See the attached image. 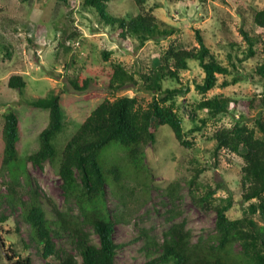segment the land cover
<instances>
[{
    "label": "rangeland",
    "instance_id": "374dc122",
    "mask_svg": "<svg viewBox=\"0 0 264 264\" xmlns=\"http://www.w3.org/2000/svg\"><path fill=\"white\" fill-rule=\"evenodd\" d=\"M263 7L264 0H148L143 8L152 9L162 25L174 27L176 32L164 39L148 40L137 48L134 39H120L116 30L103 24L93 9L83 5V0H0V264H14L18 258L27 256L33 264L46 262L35 241L31 240L18 200H28L30 190L36 189L41 199L51 198L60 209L65 208L57 171L58 159L65 141L94 107L103 99L112 100L125 95L136 97L143 107L151 101L152 96L138 90L134 83L110 90L106 72L112 63H120L130 71L138 67L145 71L151 60L171 43L187 49L197 46V29L221 63L228 65L232 61L249 77L255 65L264 59V29L253 24L251 13L252 9ZM108 11L118 16L138 13L133 0H112L108 3ZM240 29L256 39L255 55L242 62L239 58L243 57L247 43ZM104 51L109 52L107 58ZM188 65V69L179 73L181 84L170 80L163 83V87L183 85L185 93L178 96L176 104L185 130L192 127L188 114L203 98L217 94L240 98L264 94V80L252 75L202 95L196 91L195 85L201 82L204 73L197 62L189 61ZM16 74L22 75L26 82L22 94L7 84L9 77ZM85 77H90L91 83L87 90L78 91L72 81L77 79L81 84ZM224 78L218 75V82ZM51 91L60 94L64 126L54 140L57 159L36 166L25 159L38 148V134L48 122V110L32 107L28 102L45 97ZM257 103L256 100V106ZM10 110L17 115L19 122L17 165L22 169L16 175L2 166L3 115ZM236 110L235 117L244 112L247 120L257 113V107L248 112L244 106ZM196 113L198 117L207 116L204 110ZM232 122L231 116L208 120L200 132L188 135L192 145L183 147L175 140L170 127L159 126L154 118L152 125L156 128V141L143 147L144 158L135 168L128 159L127 149L115 143L99 151L104 170L117 163L123 171V189L106 187L108 210L112 216L118 214L124 219L116 225L113 234L115 242L122 245L117 251L115 264L145 261L140 251L143 242L135 239L142 230H148L156 239L162 238L163 231L171 224V217L174 222L184 221L194 239L214 232L215 212L200 208L189 193V179L195 170L204 169L198 179L200 191L219 185L215 197L231 195L233 199L228 217L242 216L248 204L241 200L242 158L225 150L215 157V142L209 139L216 128L229 127ZM175 183L180 184V189L177 199L171 202L167 187ZM12 195L14 199H11ZM89 231L91 239L97 243V236ZM54 239L57 247H64L80 260L67 237L55 236ZM50 261L57 262L54 257Z\"/></svg>",
    "mask_w": 264,
    "mask_h": 264
},
{
    "label": "trees",
    "instance_id": "16d2710c",
    "mask_svg": "<svg viewBox=\"0 0 264 264\" xmlns=\"http://www.w3.org/2000/svg\"><path fill=\"white\" fill-rule=\"evenodd\" d=\"M110 1L83 0V5L93 9L103 24L116 30L120 39H134L137 48L148 40L164 39L176 32L174 27L162 25L152 9L143 8L148 0H133L138 13L131 16L111 14L108 11ZM251 13L253 24L264 29V7L254 8ZM240 32L247 43L243 57L239 58L242 62L255 55L256 39L244 29H240ZM195 38L197 46L189 49L175 43L169 44L151 60L145 71L139 67L130 71L120 63L110 65V70L106 72L110 90H119L134 83L138 90L152 96L151 101L143 107L136 97L125 95L112 100L103 99L69 136L61 150L57 169L66 205L64 209H60L51 198L41 199L36 189L30 190L28 200H18L23 208L24 221L30 229L31 240L35 241L41 257L46 260L44 264H115L117 251L122 245L115 242L113 234L116 225L124 219L118 214L112 216L108 210L106 187L110 185L123 189V171L117 163L104 170L99 151L115 143L127 149L130 163L134 168L139 167L144 158L143 147L156 141V128L152 125L154 118L159 126L170 127L181 146L190 147L192 142L187 139L188 135L200 132L208 120L217 121L223 116L232 117L231 126L216 128L209 139L215 142V157L225 150L242 158L239 180L241 200L248 203L242 216L234 219L228 217L233 199L231 195L217 199L215 194L220 189L219 185L200 191L198 179L204 169L195 170L189 179V193L200 208L215 212L214 232L194 239L184 221L174 222L171 217V224L163 231L162 238L156 239L148 230H142L135 239L143 242L140 251L145 261L139 264H264V94L244 98L217 94L203 98L194 104L188 114L192 127L185 130L176 104L178 96L185 93L183 85L163 87L168 80L181 84L179 73L188 69L189 61L197 62L204 73L201 82L195 85L196 91L202 95L216 87L236 84L252 75L264 80V59L255 65L253 74L248 77L232 61L228 65L221 63L197 29ZM103 54L107 58L109 52L104 51ZM228 57L231 59L230 54ZM218 75L225 77L220 83ZM91 80L85 77L79 84L75 79L72 84L78 91H85ZM7 84L22 94L26 82L22 75L16 74L9 77ZM28 104L48 110V122L38 134V148L25 159L41 166L44 162L57 159L54 140L64 126L60 94L51 91L45 97L30 100ZM239 106H244L246 112L257 107V113L248 120L244 112L235 117ZM202 110L206 111V117H198L196 112ZM3 118L2 166L10 174L16 175L22 169L17 165L19 122L11 110L4 113ZM179 189V183L167 187L166 193L171 202L177 199ZM89 230L97 236V243L91 239ZM55 236L67 237L80 260L64 247H57ZM236 246L239 248L236 249ZM53 257L56 263L50 261ZM14 264L33 263L27 256L18 258Z\"/></svg>",
    "mask_w": 264,
    "mask_h": 264
}]
</instances>
